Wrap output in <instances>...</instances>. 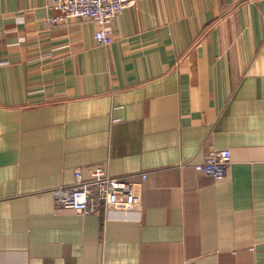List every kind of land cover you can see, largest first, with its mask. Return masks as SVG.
Returning a JSON list of instances; mask_svg holds the SVG:
<instances>
[{"label":"crops","instance_id":"0c3cea01","mask_svg":"<svg viewBox=\"0 0 264 264\" xmlns=\"http://www.w3.org/2000/svg\"><path fill=\"white\" fill-rule=\"evenodd\" d=\"M57 14L0 0V264H264V0H135L106 45ZM94 168L141 205L58 208Z\"/></svg>","mask_w":264,"mask_h":264},{"label":"built area","instance_id":"2783aa9c","mask_svg":"<svg viewBox=\"0 0 264 264\" xmlns=\"http://www.w3.org/2000/svg\"><path fill=\"white\" fill-rule=\"evenodd\" d=\"M58 14L48 19L50 24L64 23L68 19L95 22L97 30L95 40L106 45L108 27L123 10L131 8L135 0H52ZM230 164L228 150H213L202 163L194 169L215 180L227 175ZM142 181L146 176L142 175ZM141 183L123 178L112 177L102 168L90 171L85 179L81 171H75L74 183L54 189L53 195L58 208L73 210L78 214H98L100 211H122L141 205Z\"/></svg>","mask_w":264,"mask_h":264}]
</instances>
